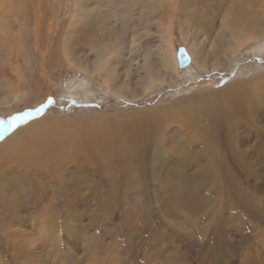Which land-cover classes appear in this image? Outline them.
Returning a JSON list of instances; mask_svg holds the SVG:
<instances>
[{
    "label": "rangeland",
    "instance_id": "374dc122",
    "mask_svg": "<svg viewBox=\"0 0 264 264\" xmlns=\"http://www.w3.org/2000/svg\"><path fill=\"white\" fill-rule=\"evenodd\" d=\"M48 1L0 0V264H264V41L219 63L235 47L232 33L250 0L77 1L93 14L64 39L70 63L59 49L48 62L47 23H36L38 34L27 31L36 4L66 21L65 6L76 0H55L58 8ZM184 40L208 73L176 75L164 63ZM105 47L118 51L108 73L74 67L90 68L93 49ZM148 69L163 80L147 90ZM242 81L246 92L228 93ZM45 118L60 128L29 127ZM188 121L197 128L226 122L227 143L243 161L231 163L226 147L213 160L209 148L217 142L209 139L206 148ZM144 125L156 132L141 152L147 169L129 170L105 145L119 146L125 135L141 147ZM60 156L57 167L67 165L55 173ZM133 158L141 162L136 152ZM30 163L48 170L40 174ZM204 164L212 171L200 184ZM129 175L142 177L138 187ZM225 201L240 206L222 210Z\"/></svg>",
    "mask_w": 264,
    "mask_h": 264
},
{
    "label": "bare ground",
    "instance_id": "6f19581e",
    "mask_svg": "<svg viewBox=\"0 0 264 264\" xmlns=\"http://www.w3.org/2000/svg\"><path fill=\"white\" fill-rule=\"evenodd\" d=\"M40 1V3H45L44 1H48V0H39ZM77 1H81V0H76L74 3H71V4H69V7L67 8V6L68 5H66L65 6V12L63 13V15H64V17H66L65 18V20L66 21H64L63 19H60V17H59V15L54 11V8H52V10H53V12H52V10L51 11H47L46 9L44 10L43 9V6L42 5H39V4H36L37 6L34 8V10L36 11L35 13L37 14L36 16V20H35V25L33 26V24H29V23H31V21L28 23L29 24V28H28V32L30 31V29L31 30H33V32H34V34L35 33H37L38 34V29H40V27H38L39 25H37L36 23L37 22H39V24L40 23H47V26H44L43 27V31L45 30L47 33H48V35L50 36L49 38V47H48V56H47V58H48V62H52L53 60H51L52 58H54L55 57V55H56V53H57V50L59 49V51L61 52V55H59V57L61 58V59H63V58H66V60H67V62L68 63H70V61H69V59H68V52H67V43H65L64 42V39H65V37L66 36H69L70 35V33L71 32H73V30H75V28H76V26H78V23H80V21H81V19L82 18H86L90 13H92L93 14V11L92 12H90L89 14H88V6L87 7H83V3H82V5L81 4H79ZM48 2H52V4H53V6H55L56 8H58L59 7V2H57V1H55V0H50V1H48ZM38 3V2H37ZM107 3V2H106ZM257 3V2H256ZM261 3L263 4V5H259V6H255V8H253V6H252V4H251V0H250V3H248V8L246 9L247 10V14L245 15L246 16V20H245V22L241 25V27H239V29H236V27H235V25H233L232 27H230L232 30V32H233V30L234 29H236V30H234V32L232 33L233 35V37L234 38H232V40H234V44L233 45H235V47L233 48V50H231L229 53H224L225 55H224V57H226V59L225 58H223L222 60H220V64H223L224 62H226V61H228V60H233L236 56H237V54H239L241 51H243V50H245V49H247L248 48V46L250 47V45H252V44H258L259 42H263L264 41V25H262V23H260V22H262V20H264V0H261ZM107 4H112L111 2H108ZM113 5V4H112ZM247 5V4H246ZM17 6H22L23 7V5H18V3H13V8H15V7H17ZM18 7V8H19ZM99 7V6H98ZM110 7V6H109ZM256 7H257V11L255 12V9H256ZM48 8V7H47ZM99 8H101V6L99 7ZM20 9H22V8H20ZM41 10H42V14H41ZM88 14V15H87ZM27 14H25V16H26ZM87 15V16H86ZM16 17V16H15ZM0 18L1 19H6V17H3V16H0ZM28 18V17H27ZM16 19V18H15ZM37 19H39V21L37 20ZM243 19V18H242ZM31 20V19H30ZM63 21L64 22V25L62 24V27H61V29L59 30V21ZM46 21V22H45ZM61 21V22H62ZM235 21V20H234ZM34 23V22H33ZM241 23V22H240ZM236 24V23H235ZM227 25V24H226ZM238 25V24H237ZM42 26V25H41ZM239 26V25H238ZM44 28H46V29H44ZM229 29V28H228ZM231 31H229V32H231ZM59 32H61V36H62V38H59V37H56L55 35H54V33L55 34H57V33H59ZM228 34V33H227ZM230 34V33H229ZM228 34V35H229ZM41 35V34H40ZM225 38V37H224ZM231 38V37H230ZM51 40L53 41V42H51ZM184 42H185V48L184 47H182V48H184L185 49V51H186V54L189 56V60H190V62H189V65L187 66V67H185V68H180L179 67V63H178V57H177V53L178 52H176L175 50H173L172 52H170L171 53V55L169 56V58L167 57L166 58V61H164V63L165 64H167L168 66H170L171 67V69H172V73L173 74H176V75H178L181 71L183 72V73H186L187 72V70L189 69V70H193V71H195V73H197L198 71L199 72H207V71H209L211 68L204 62V60L202 61L199 57H198V53H197V51H196V48L197 47H194V46H192L193 44L192 43H190L188 40H184ZM222 42V41H221ZM224 43V42H223ZM221 44V43H220ZM229 44V43H228ZM52 46V47H51ZM224 46V45H223ZM179 49V48H178ZM66 50V51H65ZM93 51H95L96 53H95V60H93L92 62H91V67L90 68H84V67H80V66H74L75 68H79V69H82V70H84L85 72H87L88 70H91V73L92 74H96L98 71L100 72L101 70H104V69H106V73H108V71H109V66L110 65H113V63H112V61H114L113 60V58H116V57H118V56H116V55H118V51H117V49L116 48H114V47H105V48H103V49H101V50H98V49H96V48H94L93 49ZM171 51V50H170ZM206 52L205 51H203V52H201L200 54L202 55V56H205L204 54H205ZM229 54V55H228ZM226 55H228V56H226ZM239 56V55H238ZM203 58H205V57H202V59ZM206 61V60H205ZM208 66V67H207ZM216 67H219V65H217V66H215V67H213L214 68V70L215 69H217ZM210 68V69H209ZM185 71V72H184ZM216 72V71H215ZM208 73V72H207ZM107 75H109V74H107ZM191 74H188V76H190ZM192 77V76H191ZM109 78H110V76H109ZM159 78V79H158ZM145 80V83H146V88H147V90L149 89V88H151L155 83H158L159 82V80H163L162 78H161V76L159 77V76H157L156 74H154V72L151 70V69H148V71H147V73H146V76H145V78H144ZM109 82H110V80H109ZM84 83L85 82H83V83H81V85H84ZM163 83V82H162ZM161 83V84H162ZM241 83V84H240ZM107 85V84H106ZM108 86V85H107ZM155 86V85H154ZM110 87V86H109ZM108 87V88H109ZM117 87V86H116ZM144 87V88H145ZM120 88V87H119ZM228 88V87H227ZM126 89H127V87H126ZM153 89V88H152ZM151 89V90H152ZM238 89H239V91L240 92H246L247 90H248V82H245V81H242V82H238V84H235V85H233L232 87H230L229 89H228V93H235L236 91H238ZM110 90V89H109ZM145 91V90H144ZM10 92H12V90L10 91ZM12 96H13V98L15 99V100H19L20 99V96L17 94V93H13L12 92ZM228 95H230V94H228ZM120 98V97H119ZM205 102V101H204ZM214 102V101H213ZM236 103H238L237 101H236ZM217 107V106H216ZM242 108V107H241ZM217 109V108H216ZM219 113H221L220 111H218ZM218 112H216V114L218 113ZM218 113V114H219ZM220 115V114H219ZM217 116V117H219V118H222L221 116ZM221 115H223V114H221ZM200 117V116H199ZM216 117V116H215ZM216 117V118H217ZM201 118V117H200ZM218 118V121H220V122H222L220 119ZM42 119V118H41ZM223 119V118H222ZM224 120V119H223ZM101 121V120H100ZM218 121H215V122H213V126H214V128H212V124H210L211 126L209 127V128H207V127H205V128H197L196 126H193L192 127V125L189 123V121L188 122H186V123H189L188 125H187V127H190L191 126V128H193V130L194 131H197V132H199V134H201L202 136H203V145L204 146H207L210 142H209V139L210 140H212V141H216L217 142V144H218V148L216 149H214V147L212 148V147H210L209 148V146L210 145H208L206 148H209V151L211 152V156H213V160H214V154H217L218 153V149H220V150H224V148H225V150L224 151H226L228 154L227 155H229L231 158V163H234L235 161H236V163H239L240 161H243V159L241 158V157H239V156H237L236 154H235V152L233 151L234 149L232 148V146L230 145V143H227V139L229 140L231 137H230V135L228 134L229 132H228V129H229V126L226 124V122L223 124V127L224 128H222L219 124H218ZM89 122V124H92L93 122H94V120H90V121H88ZM197 122V121H196ZM101 123H103V121L101 122ZM113 122H111L110 124L109 123H107L106 121L103 123V124H105V126H107V127H109L111 124H112ZM215 123H217V125L215 124ZM29 124H31V123H29ZM40 124H42L43 125V129H48L49 131H51V130H53V129H55V128H60L58 125H56V123L54 124H52L51 123V120H49L48 118H45V119H43L41 122H38V123H36V124H31V125H29V127L30 128H32V129H34V130H37V128L38 127H40V126H42V125H40ZM28 125V124H27ZM67 125H64V128L66 127ZM145 126V125H144ZM228 126V127H227ZM63 127V126H62ZM28 128V126L26 127V128H24L23 130H21L20 129V131H18L16 134H14L15 136L16 135H22V133L23 132H25L26 131V129ZM141 129V128H140ZM150 128L148 127V125H146L145 126V130H144V132H143V137H142V142H141V147H137L135 144H134V140H132L131 139V142H132V144L130 145V142H127V141H124L125 140V138H124V136L125 135H121L122 137H123V139H121V138H117V141H116V143H119V144H121V145H119V146H114V144H111L110 142H107L106 143V145L105 146H107V151H109V152H112V154L110 155V156H113V157H117V158H119L120 160H121V162L122 163H124V164H129L128 165V167H130L129 168V170H133V171H135V169H134V167H136V168H138L139 167V165L142 167V169H143V167H145L146 169H147V165H146V161H145V159H146V157H145V159H142V154H141V152L142 151H144V152H147L148 153V150H149V147H150V144H151V137H152V135L154 136V139H155V133H154V130H149ZM142 130V131H143ZM223 130V131H222ZM45 131V130H44ZM150 132H151V134H150ZM223 132V133H222ZM226 132H227V134H226ZM259 132H261L262 134H261V136H262V139H264V132H262L261 130H259ZM134 133V132H133ZM139 133H141V132H139ZM154 133V134H153ZM118 135V134H117ZM134 135V134H133ZM139 135V134H138ZM141 135V134H140ZM120 136V135H119ZM109 139L107 140V141H110V140H112L113 139V135H111L110 134V136H107ZM127 137V136H126ZM131 137V136H130ZM115 138V137H114ZM127 139V138H126ZM139 139V138H138ZM153 139V138H152ZM129 140H130V138H129ZM164 140H165V137H164ZM115 141V140H114ZM113 141V142H114ZM139 141H140V139H139ZM138 141V142H139ZM226 141V142H225ZM105 142V141H104ZM155 142V141H154ZM153 142V143H154ZM140 143V142H139ZM138 143V146L140 145ZM111 144V145H110ZM113 145V146H112ZM135 145V146H134ZM55 146V145H54ZM125 146H126V148H125ZM190 146V145H189ZM56 147V146H55ZM173 147H175V146H173ZM104 148V147H103ZM151 148V147H150ZM41 149V148H40ZM42 150V149H41ZM73 150V149H72ZM101 151L103 152L104 151V149H101ZM264 152V149H263V147H262V150H261V152ZM72 152V151H71ZM133 152H136V154L137 155H139L140 157H141V159H140V163H138V164H136V163H132V161H133ZM42 153V152H41ZM45 154V153H44ZM43 153H42V156L44 155ZM62 154L63 155H65L66 153H63L62 152ZM70 156V155H69ZM186 156V155H185ZM52 157V156H51ZM51 157H49V158H51ZM61 157H62V159H63V156H60V157H57L58 159H60V161H57V164L54 166V165H51L52 167H54L55 169H53V170H55V173H57V172H60V170H61V172L63 171V169H62V166L64 167L65 165H67V163H65V164H63L62 163V165H60V167L58 168L57 166H58V162H61L62 160H61ZM71 157V156H70ZM191 157V156H190ZM228 157V156H227ZM52 158H54V157H52ZM220 158V157H219ZM20 161V160H19ZM48 162H50V163H52V164H54V160H48ZM74 162V161H73ZM46 161L44 162V164L46 165ZM70 163H72V160H71V162ZM130 163H132V164H130ZM29 164V163H28ZM31 164V163H30ZM61 164V163H60ZM133 164L135 165V166H133ZM35 165H38V167H39V169H38V171H39V173L40 174H42L43 172H46V170H48V169H43V165H41V164H38V163H34V164H31L29 167H30V169H31V167H33V166H35ZM49 166V165H48ZM44 168H46L45 166H44ZM61 168V169H60ZM59 170V171H58ZM200 171H201V179H200V184H203L204 183V180H205V178H207L208 177V175H209V172L210 171H212V170H210V171H208V168L205 166V164L200 168ZM136 172L137 173H139L140 171H137L136 170ZM38 174V173H37ZM140 174V173H139ZM199 175V174H198ZM224 176V175H223ZM129 178H130V181L132 182V184H133V186L136 188V186L138 187V184L140 183V182H138L139 180H141L142 181V177H140L139 176V180H137V181H135L134 180V178L133 177H130V175H129ZM196 179V178H195ZM108 180H110V182L112 183V187H113V191H114V189L117 187V185H115V177H113L112 176V178L110 177V179H108ZM190 180V179H189ZM194 181V180H193ZM226 181V180H225ZM191 181H189V183H190ZM188 183V184H189ZM225 183V182H224ZM229 183V182H228ZM131 184V183H130ZM173 184V183H172ZM184 184V183H183ZM187 184V185H188ZM191 185V184H190ZM195 185V184H194ZM229 185V184H228ZM119 186V185H118ZM230 186V185H229ZM175 187H176V185H175ZM112 189V188H111ZM138 189V188H137ZM182 190V189H181ZM185 190V189H184ZM190 190V189H189ZM193 190V189H192ZM115 192V191H114ZM117 192V191H116ZM178 193V192H177ZM183 193V192H182ZM197 193V192H196ZM115 194H117V193H115ZM114 194V195H115ZM201 194V193H200ZM178 195V194H177ZM193 195V194H192ZM191 195V196H192ZM199 195V194H198ZM197 195V196H198ZM110 196V195H109ZM179 196V195H178ZM195 196V195H194ZM196 197V196H195ZM195 197H194V200H195ZM199 197V196H198ZM120 198V197H119ZM178 198V197H177ZM104 199V198H103ZM123 199V198H122ZM118 200V199H117ZM95 201V200H94ZM65 202V201H64ZM67 202V201H66ZM65 202V203H66ZM200 202V201H199ZM226 202V201H225ZM234 201H230L229 203H223V205H222V210H224V209H227V208H231L232 206V204H236V205H238V206H240V204L239 203H236V202H234ZM194 203H196L195 201H194ZM198 203V202H197ZM201 204V203H200ZM231 204V205H230ZM125 205V204H124ZM194 205V204H193ZM235 205V206H236ZM68 206V205H67ZM125 207V206H124ZM135 207V206H134ZM194 207V206H193ZM136 208V207H135ZM195 208H197V207H195ZM148 209V208H147ZM195 210H197V209H195ZM69 213V212H68ZM106 213V212H105ZM70 214V213H69ZM68 217V216H67ZM56 218V217H55ZM55 220V219H54ZM68 220V219H67ZM71 220V219H70ZM39 221V220H38ZM38 224H40V222H38ZM45 225V224H44ZM46 225H47V223H46ZM66 225H69V223H67ZM39 226H42L41 224L39 225ZM44 227V226H43ZM47 227L45 226V229H46ZM43 230V229H42ZM58 232V231H57ZM165 234V233H164ZM54 235V234H53ZM174 235V234H173ZM96 240V239H95ZM91 241V240H90ZM53 242V241H52ZM55 242H57V241H55ZM94 242V241H93ZM60 243V242H59ZM59 243L57 244V246L59 245ZM65 243V242H64ZM52 245H50V246H53L55 243H51ZM60 247H61V253L62 254H64V259H67L68 258V256H69V254H70V250L68 249V247L66 246V244H63V242L61 241V243H60V245H59ZM162 247V246H161ZM61 254V256H63ZM167 255V254H166ZM48 256V255H47ZM60 256V255H59ZM172 257V256H171ZM53 261V260H52Z\"/></svg>",
    "mask_w": 264,
    "mask_h": 264
},
{
    "label": "water",
    "instance_id": "95a60500",
    "mask_svg": "<svg viewBox=\"0 0 264 264\" xmlns=\"http://www.w3.org/2000/svg\"><path fill=\"white\" fill-rule=\"evenodd\" d=\"M177 57H178L179 67L181 69L189 65V62H190L189 56L186 54V51L184 48L180 47L178 49Z\"/></svg>",
    "mask_w": 264,
    "mask_h": 264
}]
</instances>
